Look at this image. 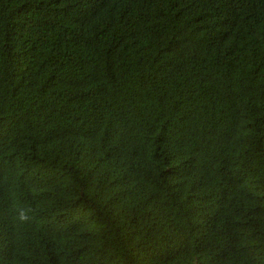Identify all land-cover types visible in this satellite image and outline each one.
I'll use <instances>...</instances> for the list:
<instances>
[{
  "label": "trees",
  "instance_id": "obj_1",
  "mask_svg": "<svg viewBox=\"0 0 264 264\" xmlns=\"http://www.w3.org/2000/svg\"><path fill=\"white\" fill-rule=\"evenodd\" d=\"M2 243L264 264V0H0Z\"/></svg>",
  "mask_w": 264,
  "mask_h": 264
},
{
  "label": "clouds",
  "instance_id": "obj_2",
  "mask_svg": "<svg viewBox=\"0 0 264 264\" xmlns=\"http://www.w3.org/2000/svg\"><path fill=\"white\" fill-rule=\"evenodd\" d=\"M20 219H27V216L25 215V213L23 211H21L20 213ZM0 250H1V253L3 255H7L8 253V247L5 243H2V245L0 246Z\"/></svg>",
  "mask_w": 264,
  "mask_h": 264
}]
</instances>
